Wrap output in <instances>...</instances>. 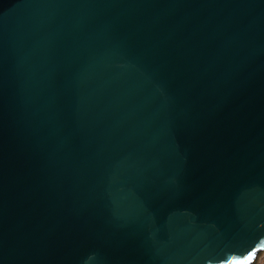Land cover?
<instances>
[{
    "label": "water",
    "instance_id": "water-1",
    "mask_svg": "<svg viewBox=\"0 0 264 264\" xmlns=\"http://www.w3.org/2000/svg\"><path fill=\"white\" fill-rule=\"evenodd\" d=\"M262 251L264 0H0V264Z\"/></svg>",
    "mask_w": 264,
    "mask_h": 264
},
{
    "label": "built area",
    "instance_id": "built-area-1",
    "mask_svg": "<svg viewBox=\"0 0 264 264\" xmlns=\"http://www.w3.org/2000/svg\"><path fill=\"white\" fill-rule=\"evenodd\" d=\"M252 264H264V251L254 260Z\"/></svg>",
    "mask_w": 264,
    "mask_h": 264
},
{
    "label": "bare ground",
    "instance_id": "bare-ground-1",
    "mask_svg": "<svg viewBox=\"0 0 264 264\" xmlns=\"http://www.w3.org/2000/svg\"><path fill=\"white\" fill-rule=\"evenodd\" d=\"M261 253H262V252L258 253V255L256 256V258H255V259H257V258H258V256H259Z\"/></svg>",
    "mask_w": 264,
    "mask_h": 264
}]
</instances>
